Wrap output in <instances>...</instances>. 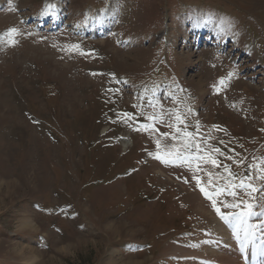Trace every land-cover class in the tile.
<instances>
[{
    "label": "rangeland",
    "instance_id": "obj_1",
    "mask_svg": "<svg viewBox=\"0 0 264 264\" xmlns=\"http://www.w3.org/2000/svg\"><path fill=\"white\" fill-rule=\"evenodd\" d=\"M222 158L224 206L264 203V0H0V264H201L162 251L212 239Z\"/></svg>",
    "mask_w": 264,
    "mask_h": 264
},
{
    "label": "bare ground",
    "instance_id": "obj_2",
    "mask_svg": "<svg viewBox=\"0 0 264 264\" xmlns=\"http://www.w3.org/2000/svg\"><path fill=\"white\" fill-rule=\"evenodd\" d=\"M225 218L226 222L219 218L212 219L213 242H206L203 246L201 245V256H209V259L215 261L214 264H264V256L261 255L264 252V235L261 233V235H258V238L251 240L242 251L241 242L244 238L243 224H239L240 226L237 225L233 228L235 237L231 238V225L229 222L236 224L239 220L231 215L230 217L225 216ZM260 222L262 223L261 220ZM21 224L25 226L29 224V221L22 220ZM205 252L206 254H204ZM162 254L181 257L194 255V251L193 249L187 250L183 246L169 242L164 245ZM109 263L140 264L138 261L132 259H127L126 261L110 260Z\"/></svg>",
    "mask_w": 264,
    "mask_h": 264
},
{
    "label": "snow or ice",
    "instance_id": "obj_3",
    "mask_svg": "<svg viewBox=\"0 0 264 264\" xmlns=\"http://www.w3.org/2000/svg\"><path fill=\"white\" fill-rule=\"evenodd\" d=\"M18 33V30L16 28H10L7 30V32L5 33V35L11 40L12 43H15V40H14V35ZM78 46L77 45H73L72 48H77ZM230 76L232 75L231 73L229 74ZM224 82L221 81V84H223ZM127 115V114H125ZM153 119H156V117H153ZM176 119L180 122V123H183L182 120H180V117L177 116ZM165 136H167L168 134L165 133L164 134ZM185 135L188 136V137H191L193 134L192 133H188V132H185ZM157 146L159 147V141H157ZM192 143L189 141V143H187L185 145V150H188L192 147ZM195 147L197 148V150H199V145H195ZM167 155L169 156H172L173 154L172 153H167ZM157 159H162V157L158 154L156 155ZM187 159L186 156H184L183 153H177L175 156H174V159L172 160H163L162 159V162H165V163H175L177 160H180V161H185ZM199 159L201 160H204L205 158L204 157H199ZM207 162V161H206ZM211 163L213 164V166H216V160L215 159H211ZM227 171V169H226ZM200 181L199 179L197 178V184L199 185ZM249 188L251 189V192H256L258 191L256 188H254L251 184H248V185H245L243 182H241L239 185H229V194L235 196L237 193L235 191H231V189H234V188ZM201 192L205 194V196L209 199H212V197L205 191V189L203 187H201ZM225 191V189L221 188V189H218L217 190V195H219L221 192ZM251 193H249L250 195ZM243 204V210L240 214H238L237 216V219L246 225L245 229H244V238L241 242V250L243 251V249L246 247V245L251 241V240H254L255 239V236H256V231L259 230L261 231L262 235H264V223H261L259 225H254V224H248V220L252 217H258V216H264V210L260 211V212H256L254 211V208L256 207V205L252 204L251 202H248V201H242L241 202ZM239 205L238 204H231V205H225V207H238ZM213 207H214V210L217 212L218 215H220V209L218 207H216V202L213 201ZM222 219L224 218L223 216L221 217ZM255 254V253H254ZM262 256H264V252L261 253Z\"/></svg>",
    "mask_w": 264,
    "mask_h": 264
}]
</instances>
